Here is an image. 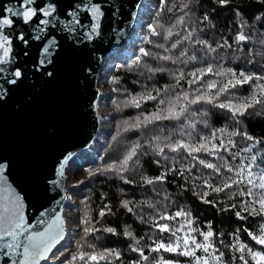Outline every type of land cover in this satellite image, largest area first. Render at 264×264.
<instances>
[{
  "label": "snow or ice",
  "instance_id": "1",
  "mask_svg": "<svg viewBox=\"0 0 264 264\" xmlns=\"http://www.w3.org/2000/svg\"><path fill=\"white\" fill-rule=\"evenodd\" d=\"M70 76L0 144V264H264V0H0V111Z\"/></svg>",
  "mask_w": 264,
  "mask_h": 264
},
{
  "label": "water",
  "instance_id": "2",
  "mask_svg": "<svg viewBox=\"0 0 264 264\" xmlns=\"http://www.w3.org/2000/svg\"><path fill=\"white\" fill-rule=\"evenodd\" d=\"M74 88V76H70L60 88L46 92L31 112L17 114L10 106L0 111V144H26L37 154L43 151L48 146L44 133L49 126L59 127L66 118L78 117Z\"/></svg>",
  "mask_w": 264,
  "mask_h": 264
},
{
  "label": "trees",
  "instance_id": "3",
  "mask_svg": "<svg viewBox=\"0 0 264 264\" xmlns=\"http://www.w3.org/2000/svg\"><path fill=\"white\" fill-rule=\"evenodd\" d=\"M251 46V45H250ZM106 110H108V111H110V109H106ZM129 114H131V113H129ZM253 126L255 127L256 125L255 124H253ZM201 212L203 213L205 210H204V208L203 207H201ZM121 215H123V214H121ZM209 218H211L210 216H209ZM229 224V222L228 221H225L224 222V225H222V226H227Z\"/></svg>",
  "mask_w": 264,
  "mask_h": 264
},
{
  "label": "rangeland",
  "instance_id": "4",
  "mask_svg": "<svg viewBox=\"0 0 264 264\" xmlns=\"http://www.w3.org/2000/svg\"><path fill=\"white\" fill-rule=\"evenodd\" d=\"M104 111H108V110L105 109Z\"/></svg>",
  "mask_w": 264,
  "mask_h": 264
}]
</instances>
